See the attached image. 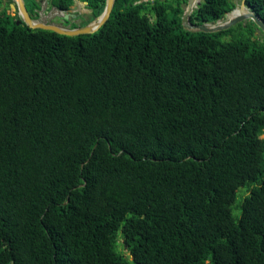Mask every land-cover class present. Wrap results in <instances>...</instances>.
<instances>
[{"label": "trees", "instance_id": "16d2710c", "mask_svg": "<svg viewBox=\"0 0 264 264\" xmlns=\"http://www.w3.org/2000/svg\"><path fill=\"white\" fill-rule=\"evenodd\" d=\"M79 1L84 25L106 3ZM245 3L264 21V0ZM235 6L200 0L193 16ZM148 12L115 0L97 31L68 36L0 9V264H264L259 28L224 41L232 28Z\"/></svg>", "mask_w": 264, "mask_h": 264}, {"label": "water", "instance_id": "95a60500", "mask_svg": "<svg viewBox=\"0 0 264 264\" xmlns=\"http://www.w3.org/2000/svg\"><path fill=\"white\" fill-rule=\"evenodd\" d=\"M114 1L115 0H106L104 10L102 11V13L99 16H97L94 20H92L91 22H89L86 25L77 26L74 28H70L68 26H66V27L60 26V25H57L54 23L37 21V20L31 18V16L29 15V13L27 12V10L24 6L23 0H13V2L11 3V6L13 9L19 10V16L20 17L16 21L17 24H20L21 22H23L28 27L33 28V29L41 28V29L54 31V32H57L59 34H64V35H68V36H76V35H80V34L93 33L95 31H97L102 25H104L110 16V13H111L113 5H114ZM193 2H194V0L189 1L188 8L185 11L184 16H183L182 21H181L182 27L187 31H200V32H205V33L219 32L222 30H226V29L230 28L231 26L236 25L240 22H244L246 20H251L259 28V30L264 34V21L258 15H256L253 11L250 10L249 6L245 3V0H242L239 7L240 8L245 7L246 11L244 13H238V14L234 15L233 17H231L230 19L225 21L223 24H218V22L220 20H223L225 17L227 18L228 14L233 13L236 10L237 5L235 6V8L232 11L225 13L217 21L199 23V22H191L188 19V15L192 10V6L194 5ZM84 3L86 4V2H84ZM199 3H200V1H197L194 6L197 7ZM73 6H75V1H74ZM68 17H69V12H67L63 16L64 19H67Z\"/></svg>", "mask_w": 264, "mask_h": 264}, {"label": "rangeland", "instance_id": "374dc122", "mask_svg": "<svg viewBox=\"0 0 264 264\" xmlns=\"http://www.w3.org/2000/svg\"><path fill=\"white\" fill-rule=\"evenodd\" d=\"M50 1L51 0H26V4L24 3V6L28 13L32 12L33 14L37 15L35 20L43 21L47 23H51L50 21L52 20H55V21L61 20L62 17L67 12H70L72 9H74V11H71L72 13L70 14V17H72L73 19L76 18L75 19V21L77 22L75 24L76 26H83L87 22V20L90 19V17L88 16L90 14L89 13L90 11L86 8V4L82 1L75 0V6H73L71 10H68L67 12L61 11L57 9L56 7L52 6ZM233 1L236 3L237 7L242 2V0H233ZM0 2H2L1 8L6 7L7 14H10L11 16H17L16 18V21H17L19 19L18 17H20L19 10L12 8L11 3L13 2V0H0ZM149 16L151 20L154 19L151 15ZM223 20H226V17ZM230 28H232L231 31L228 34L224 35L222 37V40L230 41L237 37L240 31L239 28H237L236 25H233ZM255 36L260 41L264 42L263 33L260 30L255 29ZM262 137H264V134L262 135ZM248 192L249 190H247L243 186L237 189L236 200L232 205V214L235 218H238L240 216V205L242 202V197L248 194ZM125 253L127 254L128 252L125 251Z\"/></svg>", "mask_w": 264, "mask_h": 264}, {"label": "flooded vegetation", "instance_id": "af4514ba", "mask_svg": "<svg viewBox=\"0 0 264 264\" xmlns=\"http://www.w3.org/2000/svg\"><path fill=\"white\" fill-rule=\"evenodd\" d=\"M142 1H145L148 4H150V12H148V14L151 15L154 19L161 17L163 20L169 21L171 19L170 17H173L174 15H176L182 21V18L184 16L185 11L188 8L190 0H142ZM72 7H73V5L70 7L69 10H71ZM196 8L197 7L193 5L192 10L188 15V19L191 22H198L193 16V12ZM0 9H1V7H0ZM87 9L90 11L89 13H91V10L89 8H87ZM71 11H74V9H72ZM71 11L69 12V17L67 19H64L62 17L61 20H57V21L52 20L50 22L55 23V24L60 25V26H65V27L68 26L71 28L73 25H75L77 23L75 21L76 18L73 19L72 17H70V14L72 13ZM29 15L31 17L32 16L35 17L33 19H36L37 15H35V14H29ZM88 16H90V14Z\"/></svg>", "mask_w": 264, "mask_h": 264}, {"label": "bare ground", "instance_id": "6f19581e", "mask_svg": "<svg viewBox=\"0 0 264 264\" xmlns=\"http://www.w3.org/2000/svg\"><path fill=\"white\" fill-rule=\"evenodd\" d=\"M198 0H194V2H193V4L195 5L196 4V2H197ZM246 11V8L245 7H243V8H240L239 6L236 8V10L233 12V13H231V14H228V16L229 17H227L226 18V20H220L219 22H218V24H223L225 21H227L228 19H230L231 17H233L234 15H236V14H238V13H244Z\"/></svg>", "mask_w": 264, "mask_h": 264}]
</instances>
